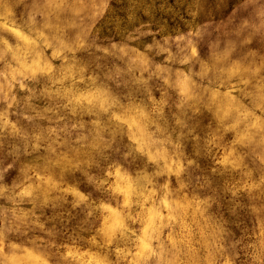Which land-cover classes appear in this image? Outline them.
Listing matches in <instances>:
<instances>
[{"label": "clouds", "instance_id": "1", "mask_svg": "<svg viewBox=\"0 0 264 264\" xmlns=\"http://www.w3.org/2000/svg\"><path fill=\"white\" fill-rule=\"evenodd\" d=\"M0 264H264V0H0Z\"/></svg>", "mask_w": 264, "mask_h": 264}]
</instances>
